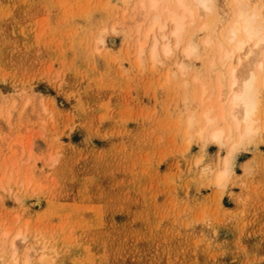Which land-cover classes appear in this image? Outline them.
<instances>
[{
    "label": "rangeland",
    "instance_id": "obj_1",
    "mask_svg": "<svg viewBox=\"0 0 264 264\" xmlns=\"http://www.w3.org/2000/svg\"><path fill=\"white\" fill-rule=\"evenodd\" d=\"M231 1L153 63L140 0H0V264H264V127L223 187L229 144L198 135Z\"/></svg>",
    "mask_w": 264,
    "mask_h": 264
},
{
    "label": "bare ground",
    "instance_id": "obj_2",
    "mask_svg": "<svg viewBox=\"0 0 264 264\" xmlns=\"http://www.w3.org/2000/svg\"><path fill=\"white\" fill-rule=\"evenodd\" d=\"M230 6L231 13L219 30L221 40L216 41L211 34L203 40L204 44L217 47L211 66L216 62L228 64L219 73L213 89L218 93L222 111L216 115L215 107L210 105L202 114L204 124L198 131L200 137L209 131L207 138L220 145L229 144L224 167L215 177L218 187H223L230 178L231 158L236 148L264 127V100L260 96L264 90V6H251L249 0H232ZM138 10L141 15L134 28L141 33L144 24L145 29L137 40V51L140 56L148 49L154 63L162 54L168 55L181 47L186 30L195 24L197 17L204 19L213 13L215 6L214 0H140ZM200 26L206 30L209 24L204 21ZM197 51L198 44L188 39L183 52L193 56ZM234 60L235 65L230 63ZM205 93L206 89L202 97ZM193 122L194 118H189V127ZM220 123L222 127H218ZM11 247L12 261L17 262L14 241ZM25 264H29L28 259Z\"/></svg>",
    "mask_w": 264,
    "mask_h": 264
}]
</instances>
